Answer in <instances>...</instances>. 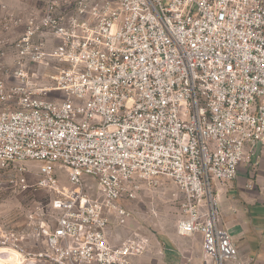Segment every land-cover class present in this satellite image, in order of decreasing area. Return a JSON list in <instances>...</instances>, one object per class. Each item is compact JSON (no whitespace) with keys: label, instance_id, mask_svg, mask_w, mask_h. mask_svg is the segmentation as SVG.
Instances as JSON below:
<instances>
[{"label":"built area","instance_id":"built-area-1","mask_svg":"<svg viewBox=\"0 0 264 264\" xmlns=\"http://www.w3.org/2000/svg\"><path fill=\"white\" fill-rule=\"evenodd\" d=\"M31 2L0 3V190L43 189L54 215L31 262L133 264L148 240L109 225L162 178L200 264L236 259L213 184L264 155V0ZM24 237L0 243L23 255Z\"/></svg>","mask_w":264,"mask_h":264},{"label":"rangeland","instance_id":"rangeland-1","mask_svg":"<svg viewBox=\"0 0 264 264\" xmlns=\"http://www.w3.org/2000/svg\"><path fill=\"white\" fill-rule=\"evenodd\" d=\"M260 161L253 167L252 176L245 171L246 165L240 166V174L252 179L251 185L264 183V155ZM25 166L29 170L27 182L32 184L37 179L38 163L26 162ZM62 182L66 185L65 180ZM261 194L264 199L262 191ZM183 198L170 179L162 178L155 186L143 185L135 198L123 201L130 216L125 223L109 225V240L117 244L133 234L146 238L147 247L133 259V264H180L187 259L191 264H200L201 235L182 236L177 231L176 223L183 213ZM50 201L51 195L43 189L5 187L0 190V239H5L4 236L11 232L20 233L25 236L21 244L26 247V253L18 255L8 242L0 243V264H33L32 253L43 248L35 228L38 223L52 221L54 216Z\"/></svg>","mask_w":264,"mask_h":264},{"label":"crops","instance_id":"crops-1","mask_svg":"<svg viewBox=\"0 0 264 264\" xmlns=\"http://www.w3.org/2000/svg\"><path fill=\"white\" fill-rule=\"evenodd\" d=\"M0 3L20 10L28 5L32 7L34 2L0 0ZM240 169L234 180L213 184L222 224L237 248V258L223 264H264V199L261 194L264 183L251 185L249 182L252 179L240 174ZM245 171L249 172V176L254 174L250 167Z\"/></svg>","mask_w":264,"mask_h":264}]
</instances>
